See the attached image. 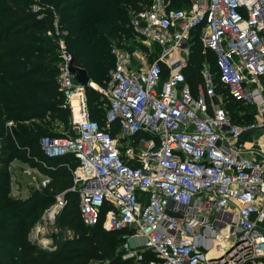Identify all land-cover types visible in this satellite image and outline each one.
Here are the masks:
<instances>
[{
	"label": "built area",
	"instance_id": "2783aa9c",
	"mask_svg": "<svg viewBox=\"0 0 264 264\" xmlns=\"http://www.w3.org/2000/svg\"><path fill=\"white\" fill-rule=\"evenodd\" d=\"M32 8L38 17L53 11L48 34L72 127L40 144L49 157L77 162L61 163L73 183L55 208L76 193L82 221L120 231L122 257L133 264H264V145L259 158L236 145L245 131L264 130V0H192L181 8L151 0L131 9L134 37L114 41L105 87L71 72L74 55L53 5L34 0ZM197 32L215 55L219 80L204 65L194 93L184 68ZM139 37L150 47L136 44ZM152 47L158 54L147 62ZM87 86L109 97L104 123L92 116ZM226 96L253 106L257 118L234 120ZM33 159L41 166L14 159L8 170L14 178L19 164L27 184L43 190L52 176L41 167L56 166Z\"/></svg>",
	"mask_w": 264,
	"mask_h": 264
},
{
	"label": "trees",
	"instance_id": "16d2710c",
	"mask_svg": "<svg viewBox=\"0 0 264 264\" xmlns=\"http://www.w3.org/2000/svg\"><path fill=\"white\" fill-rule=\"evenodd\" d=\"M50 3L59 15V25L66 30L65 40L74 55L75 63L85 67L98 85H106L110 70L115 66L112 52L114 41L134 37L129 25L130 10L140 9L151 0H42ZM192 0H171L173 7H185ZM34 0H0V264H133L122 257V233L109 231L102 222L88 226L80 216L78 195L68 192L69 203L58 225L69 229L71 235L60 234L53 244L45 246L34 241L30 234L44 210L54 201L56 194L73 183L70 169L64 161L77 165L72 155L49 157L41 147L43 135L61 134L56 122L69 123L70 110L62 106L63 93L59 89L56 45L48 32L53 27V11L48 9L43 17L32 8ZM157 51L151 54L155 59ZM204 63L210 65L215 79L219 80L215 55L195 33L189 50V60L184 68L193 92L203 80ZM162 76L168 67L162 63ZM92 116L104 123L106 108L96 100L101 93L87 86ZM233 112L237 120L236 111ZM8 120L14 125L6 126ZM253 119H250L251 121ZM239 122V120H237ZM240 123H242L240 121ZM70 124V123H69ZM12 129V130H10ZM114 132L117 125L113 126ZM55 165L50 171L52 182L42 191L26 198L9 195L10 172L8 165L14 159L41 166L33 157ZM74 205V208H70ZM140 264H147L142 262Z\"/></svg>",
	"mask_w": 264,
	"mask_h": 264
},
{
	"label": "rangeland",
	"instance_id": "374dc122",
	"mask_svg": "<svg viewBox=\"0 0 264 264\" xmlns=\"http://www.w3.org/2000/svg\"><path fill=\"white\" fill-rule=\"evenodd\" d=\"M188 4H183V6L187 7ZM136 44H138L139 46L142 45H146L147 47H150V45H147V43H145V40L143 38H136ZM145 46V47H146ZM135 46L131 45L130 48H132ZM152 51H155L153 49V47L151 48ZM140 54L143 55V53L141 52ZM147 62H152L153 61V57H148L146 58ZM207 65V64H205ZM210 65H208L209 67ZM214 73V72H213ZM101 87H105V85H100ZM99 91V88L97 89ZM101 93V96L98 98V100H96V103H98V106L100 107H104L106 108L109 104V97H107L105 94H103L101 91H99ZM223 105L227 108V110L229 111L230 115H233V112L230 111V108H233L237 113L236 116L238 118L239 121H241L242 123H246L248 122L250 119H255L257 118L256 115V109L253 108V106L251 105H246L240 102H236L232 99H229L226 97H224V101H223ZM8 122L9 120L6 122V126H8ZM57 128L56 130H58L59 132H63V131H68L71 132L72 131V127L71 125L68 124H64L63 122L57 121L56 122ZM0 145H3V143H1ZM2 152V148H0V153ZM14 169L17 172V176H14V178H11V183H10V191H9V195L11 197L14 198H26L29 195H31L32 193H34L35 191H37V188H33L32 185H28L27 184V177H22L21 175V167L19 166V164H17V167H14ZM20 171V172H19ZM20 176V177H19ZM28 185V186H27ZM42 191V190H38L37 192ZM61 192L57 193V195H59ZM57 198L55 197V201L49 206L47 207L44 212L42 213V215L40 216V218L36 221L35 226L33 227L32 231H31V238L34 241H37L38 243L48 246L53 244L54 240L58 238V236L60 234H63V236H68L71 235L69 229L65 228V227H61L60 225H58L57 219L61 218L63 216V214H66L67 212H69L70 210L68 209V211H65L67 204L63 205L61 207H56V200ZM70 208H74V205H70ZM122 245V243H121ZM133 261V260H132Z\"/></svg>",
	"mask_w": 264,
	"mask_h": 264
},
{
	"label": "crops",
	"instance_id": "0c3cea01",
	"mask_svg": "<svg viewBox=\"0 0 264 264\" xmlns=\"http://www.w3.org/2000/svg\"><path fill=\"white\" fill-rule=\"evenodd\" d=\"M205 64L206 63H204V65ZM263 132H264V130H261V129H257V130H247L236 141V145L239 146V147H241V148H244V149L250 151L249 153L252 156H254L256 158H259V154L257 153L256 150H261V148L264 145V142L262 140Z\"/></svg>",
	"mask_w": 264,
	"mask_h": 264
},
{
	"label": "water",
	"instance_id": "95a60500",
	"mask_svg": "<svg viewBox=\"0 0 264 264\" xmlns=\"http://www.w3.org/2000/svg\"><path fill=\"white\" fill-rule=\"evenodd\" d=\"M70 70L75 75L76 79L84 85H88L91 77L85 67L78 66L73 59L70 64Z\"/></svg>",
	"mask_w": 264,
	"mask_h": 264
}]
</instances>
